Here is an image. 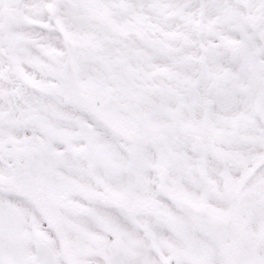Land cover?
I'll list each match as a JSON object with an SVG mask.
<instances>
[{"label":"snow or ice","instance_id":"snow-or-ice-1","mask_svg":"<svg viewBox=\"0 0 264 264\" xmlns=\"http://www.w3.org/2000/svg\"><path fill=\"white\" fill-rule=\"evenodd\" d=\"M0 264H264V0H0Z\"/></svg>","mask_w":264,"mask_h":264}]
</instances>
